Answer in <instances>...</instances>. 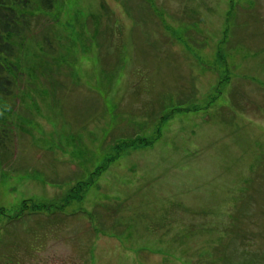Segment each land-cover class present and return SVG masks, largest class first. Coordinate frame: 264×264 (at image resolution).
Listing matches in <instances>:
<instances>
[{"label":"rangeland","instance_id":"rangeland-1","mask_svg":"<svg viewBox=\"0 0 264 264\" xmlns=\"http://www.w3.org/2000/svg\"><path fill=\"white\" fill-rule=\"evenodd\" d=\"M41 14L0 100V264H264V0Z\"/></svg>","mask_w":264,"mask_h":264},{"label":"trees","instance_id":"trees-1","mask_svg":"<svg viewBox=\"0 0 264 264\" xmlns=\"http://www.w3.org/2000/svg\"><path fill=\"white\" fill-rule=\"evenodd\" d=\"M55 1L0 0V100L13 97L17 75L20 82L23 74L17 59L22 58L23 48L33 35L34 19L50 12Z\"/></svg>","mask_w":264,"mask_h":264}]
</instances>
